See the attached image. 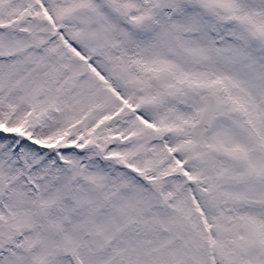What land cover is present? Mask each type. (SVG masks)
<instances>
[{
	"label": "snow or ice",
	"instance_id": "6c2138e0",
	"mask_svg": "<svg viewBox=\"0 0 264 264\" xmlns=\"http://www.w3.org/2000/svg\"><path fill=\"white\" fill-rule=\"evenodd\" d=\"M0 264H264V0H0Z\"/></svg>",
	"mask_w": 264,
	"mask_h": 264
}]
</instances>
